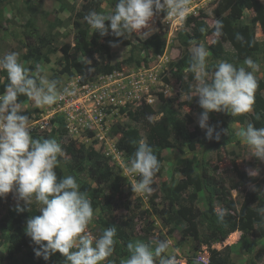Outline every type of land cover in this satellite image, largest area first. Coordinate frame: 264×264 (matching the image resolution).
I'll return each instance as SVG.
<instances>
[{
    "label": "rangeland",
    "instance_id": "1",
    "mask_svg": "<svg viewBox=\"0 0 264 264\" xmlns=\"http://www.w3.org/2000/svg\"><path fill=\"white\" fill-rule=\"evenodd\" d=\"M0 5V56L8 52L19 54V61L27 69L31 66L25 56L28 53L25 39V25L32 20L36 26L37 37L49 42L43 50V61L40 65L32 66L30 74L39 67V74L49 80H58L60 87L67 86L74 95L65 96L54 105L37 106L31 99L22 103L21 111L29 113L31 135L45 136L57 141L59 131L58 119L65 121L66 143L73 142L78 148L87 153H97L101 160L100 168H92L93 162L84 165L83 169L75 171V180L81 188L86 184L94 191V196L88 197L98 207L86 232L94 239L102 235L107 226L116 227L129 234L133 231L137 241L155 247L158 241L169 242L168 255L177 258V264H187L190 260H198L203 264H211L217 256L224 257V251L230 247L231 264H249L245 252L244 237L241 231L231 234L223 243L205 242L204 235L208 232L207 224L202 215L210 207L206 196L198 192L193 185V179L200 175L209 177L223 194L216 193L214 208L222 214L238 216L243 205L258 209L264 214V162L252 157V154L237 133L248 123H253V111L245 113L246 123L236 121L227 112H213L209 123L217 130H227L219 141H209L197 119L202 111L195 97L197 82L190 69L185 71L184 81L190 86V95L183 90V82L177 79V63L192 53L195 45L210 46L220 37H216L215 9L221 0H190V12L184 20H165L161 13L150 22V34L139 37L135 34L129 40L112 37L119 41L118 47H112L111 56L106 62L121 64L122 72L111 75H100L96 80L88 82L73 71L65 74L67 59L86 60L76 50V29L74 21L76 12L88 0H2ZM101 14H110L115 8L112 0H102ZM264 4V0H261ZM191 17L205 21L209 32L199 43L192 42L188 48L182 44L181 34L191 33L194 24ZM255 17L252 10L244 12L241 24H251ZM85 27H90L83 21ZM91 29V28H90ZM94 30V29H91ZM256 38L264 50V35L261 27L256 26ZM158 35L165 42L164 53H156V47L149 49L140 45L139 40L145 41ZM226 50L233 53L231 45L223 42ZM208 50V49H207ZM133 57L143 63L137 66L135 62L126 64ZM260 65L255 73L256 78L264 79V55L253 57ZM219 61L212 57L208 50L207 71L215 70ZM227 62L236 67L244 66L233 58ZM207 79H211L209 75ZM0 82H7L6 72L0 70ZM3 94V93H2ZM173 101L177 118L181 126L172 130L170 147L163 152V172L156 179L158 190L151 194H135L131 187L140 179L127 172L131 154L119 148L123 132L129 128L137 129L142 139L147 141V130L143 120H136L135 114L143 111L146 105L154 110L150 119L158 121L163 117L161 109ZM139 117V115L137 116ZM58 142V141H57ZM61 146V144H60ZM61 165L66 167L72 163L61 146ZM255 171L252 176L250 172ZM188 183L182 191L180 199L171 208V199L163 190L164 185L177 186ZM182 207L186 209L182 211ZM16 208V201L10 194L0 203V254L4 256L8 249L7 237L13 232L14 224L9 219L10 211ZM32 208H36L33 204ZM180 215L178 223L169 218L172 213ZM104 223V224H102ZM246 241L254 242L251 236ZM117 242L115 241V245ZM21 255V254H20ZM22 256V255H21ZM253 259L259 264L264 260V239L257 242L252 253ZM53 264L65 262L60 253L53 255ZM124 260L114 248L113 254L101 264H121ZM0 264H11L0 258Z\"/></svg>",
    "mask_w": 264,
    "mask_h": 264
},
{
    "label": "clouds",
    "instance_id": "2",
    "mask_svg": "<svg viewBox=\"0 0 264 264\" xmlns=\"http://www.w3.org/2000/svg\"><path fill=\"white\" fill-rule=\"evenodd\" d=\"M189 5L190 0H117L110 14L93 10L86 14L85 20L101 37L111 34L129 40L135 34L146 38L150 32L145 30L150 29L155 16L164 13L165 20H184L190 12ZM213 34L223 35L221 20L216 21ZM237 39L243 37L237 34ZM110 46L118 47L119 41L110 42ZM18 57L16 52L0 56V70L6 72L8 80L0 94V199H7L11 194L18 213L25 209L32 211V205H36L40 215L27 219L25 234L36 246L33 250L37 258L48 261L60 253L65 264H101L114 252L116 227L106 228L95 239L87 234L94 216L90 199L73 176L58 178L55 169L62 152L60 144L54 139L32 137L30 117L21 111L22 104L18 100L26 96L37 106H46L75 93L67 86L60 87L58 80L40 75L39 67L30 74ZM207 57L204 44L192 48L190 71L197 82L195 97L202 109L197 123L209 141H219L227 130H217L209 123L211 113L227 112L235 117L252 111L258 88L255 73L260 65L251 57L240 67L219 61L209 73ZM209 75L210 80L207 79ZM237 135L247 144L252 157L264 162V127L257 129L253 123H248ZM134 143L137 146L127 172L140 179L131 189L134 195L151 194L160 162L145 139ZM254 172L249 174L252 176ZM168 248L166 240L158 241L155 247L144 242H130L127 245L130 255L121 264H177L174 255L166 254Z\"/></svg>",
    "mask_w": 264,
    "mask_h": 264
},
{
    "label": "trees",
    "instance_id": "3",
    "mask_svg": "<svg viewBox=\"0 0 264 264\" xmlns=\"http://www.w3.org/2000/svg\"><path fill=\"white\" fill-rule=\"evenodd\" d=\"M115 2H117V0L111 1L112 4ZM2 3L3 1L0 0V5ZM102 5V0H88L81 6V9L76 12V20L74 21V27L77 31L75 36L76 50L79 51L86 60H74L71 62L67 59V66L64 69L65 74H71L75 71L82 80L91 82L96 80L100 75H111L122 72L121 64L106 62V59L111 56L112 46H110V42H113L112 37L109 35L101 37L99 33H96L95 30H91L90 27H85L83 23V21H86L85 16L89 12L94 10L101 13ZM245 9L252 10L255 13V17L251 24H241V20L244 18ZM214 13L216 20H221L223 23V35L220 36V41H216L210 46H207V49L210 51L214 59L231 61L233 58L237 63L243 64V61L246 58L264 55L262 45L257 40L255 33L256 26L259 24L264 35V4L261 0H221ZM190 22L194 24L191 33H183L180 37L182 44L187 48L192 45L193 41L198 43L202 41L209 32V27L205 21L199 20L197 17H191ZM108 23L110 22H106V24ZM35 29L36 26L32 20L25 25V31L28 30L25 32V39L28 41L26 45L28 53L25 56V59L31 64L29 69L32 71L34 70L32 64L34 63L37 66L42 63L43 50L49 46L48 41L40 39L39 37H37L39 45L35 43V35L32 33ZM237 34L243 37V39L238 40ZM223 42H227L231 45L233 53H230V51L224 48ZM139 43L147 49L156 47V53L159 55L164 53L166 47L165 42L162 41L158 35L145 41L139 40ZM89 61H91L90 64ZM132 62H135L137 66H140L143 63L141 60L134 59L133 57L125 61L126 64ZM190 63L191 54L187 56V59L180 60L176 65L177 79L183 82V90L188 95L191 94L192 90L184 79L185 71L190 69ZM89 69H91V71ZM256 79L258 82V88L255 91V102L252 106L253 120L258 127H264V79ZM7 83L8 80L5 83L0 82V94L4 92ZM18 100L22 104L28 101L29 98L26 96H20ZM161 113H163V117L160 120H150L154 115V110L146 105L143 111L135 114L136 120H143L145 123L147 130V143L152 147L154 154L160 162L159 171L153 177L152 187L154 192L158 190L156 179L160 177L163 172V164L165 161L163 152L171 145L170 140L172 130L181 126V122L177 118L174 109L173 101L164 105L161 109ZM24 114L31 118L29 113ZM138 115L139 117H137ZM235 120L241 123H246V115L243 114L237 116ZM57 122L59 124L57 141L61 144L66 155L72 160V163L65 169L60 163L61 158L58 156V164L55 169L58 178H63L68 175L75 178V171L77 169H83L84 165L90 162H93L90 170L94 171V167L100 168L101 160L98 158L97 153H87L84 151V148H78L72 141L66 143L64 140L66 135L65 121L63 118H60ZM33 138L39 140L49 139V135H33ZM140 139H142L140 132L137 129L129 128L123 132V137L119 141V148L125 150L132 156L137 146V143L134 142H138ZM186 184L188 183H180L177 186L164 185L163 190L171 199V208L174 207V202L180 199L182 191L187 188ZM193 185L198 192H202L206 196L207 203L210 206L202 215L203 221L207 224L208 230L204 235L205 242L208 244L223 243L231 234L241 231L244 235L241 242L244 243L248 263L259 264L253 259L252 253L257 247V242L264 239V214L258 209L251 208L246 204L241 207L238 216L219 213L214 208V198L216 193H223L214 185L213 181L209 177L197 175L193 179ZM80 190L85 192L88 197L94 196V191L86 184H82ZM1 202L2 199H0V203ZM91 203L93 211H95L98 205L92 201ZM182 209L183 210L179 212L181 215L186 211L184 207H182ZM33 215H40L38 209L32 208V211L25 209L22 213H18L15 208L10 211L9 219L14 224V230L7 237L9 246L4 256L7 261L11 262V264H53V256L48 261L35 256L33 249L36 246L25 234L26 221ZM221 216H223V219H221ZM169 218L175 223L180 221V215L173 214V212L169 214ZM107 227L110 228L111 226ZM103 229L105 230V228ZM133 234V231L127 234L121 231V229L116 228V236L114 240L117 244H114V248L116 249V253L124 259L128 258L130 255L127 249L128 243L137 242V238L134 237ZM248 236H251L254 239L253 243L246 241V237ZM223 255L225 256H217V259L213 260L211 264H231L230 247H227ZM4 256H1L0 254V258ZM61 264H65V262ZM187 264H196V260H190ZM199 264L203 263L199 262Z\"/></svg>",
    "mask_w": 264,
    "mask_h": 264
}]
</instances>
